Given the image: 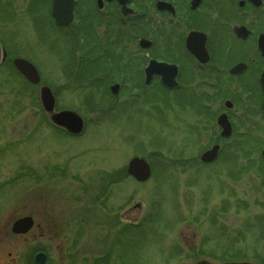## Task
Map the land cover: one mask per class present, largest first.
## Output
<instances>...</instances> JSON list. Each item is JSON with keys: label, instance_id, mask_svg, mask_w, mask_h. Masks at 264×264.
<instances>
[{"label": "rangeland", "instance_id": "obj_1", "mask_svg": "<svg viewBox=\"0 0 264 264\" xmlns=\"http://www.w3.org/2000/svg\"><path fill=\"white\" fill-rule=\"evenodd\" d=\"M138 1L151 12V0ZM94 3L75 5L98 19ZM50 4L0 0L1 264L8 251L23 264H35L39 251L44 264H264V123L254 117L253 128L236 129L233 140H221L219 158L202 164L199 154L216 142L210 98L198 129L190 98L171 110L173 119L161 93L112 95L109 84L119 81L103 79L98 63L82 64L80 45L54 25ZM135 43L123 49L141 59L146 52ZM15 57L35 65L38 84L14 69ZM42 85L56 111L82 118L79 134L51 124L39 102ZM134 156L150 164L145 182L126 173ZM20 215L33 219L22 245L5 235Z\"/></svg>", "mask_w": 264, "mask_h": 264}, {"label": "flooded vegetation", "instance_id": "obj_2", "mask_svg": "<svg viewBox=\"0 0 264 264\" xmlns=\"http://www.w3.org/2000/svg\"><path fill=\"white\" fill-rule=\"evenodd\" d=\"M78 1L73 0L72 20L63 28L70 29L72 39L80 45L82 64L98 63L103 79L119 81L109 84L112 95L130 89L131 97L161 93L173 119H178L173 113L177 103L190 98L198 129L203 126V102L210 98V120L217 128L212 145L219 146L214 162L223 150L221 140H233L238 128H253L256 116L264 123V0H151V12L137 8L138 0H129L128 14L122 12L118 0H95V12H100L98 19L94 12L85 10L87 15L78 10ZM96 25H100L99 32ZM126 25L127 37L122 28ZM128 40L136 42L135 50L146 55L141 59L128 56L123 49ZM120 63L124 64L123 72ZM149 63L153 65L148 67L146 82ZM114 85L116 93L111 91ZM170 97L175 98L174 108ZM220 117L228 123L227 137L220 135ZM25 216L11 220L5 235L13 244L25 243V234L10 231L11 224ZM6 255L11 257L5 264L20 261L17 253L12 255L8 251ZM3 262L1 258L0 264ZM20 262L23 264V260Z\"/></svg>", "mask_w": 264, "mask_h": 264}, {"label": "water", "instance_id": "obj_3", "mask_svg": "<svg viewBox=\"0 0 264 264\" xmlns=\"http://www.w3.org/2000/svg\"><path fill=\"white\" fill-rule=\"evenodd\" d=\"M129 0H118L122 6V12L128 14L131 12L130 9L126 8V3ZM99 2V1H98ZM72 5L73 0H52L51 2V16L54 20V23L58 26H66L72 20ZM145 45V44H144ZM5 58L4 49L0 47V61ZM14 69H16L29 83L37 84L39 82V74L36 68L25 58H14L12 60ZM157 64V63H155ZM153 65L149 63L146 72V82L149 80V70L148 67ZM161 65V64H158ZM163 66V65H161ZM158 73V72H155ZM162 77V74H161ZM163 81V78H162ZM112 93L117 92V86L114 85L111 87ZM39 100L43 110L49 115V120L55 126H58L72 135L79 134L83 128V122L81 117L73 111L70 110H61L54 111V97L49 88L46 86H41L39 89ZM264 110V102H263ZM218 124L221 126L222 131L221 135L227 137L230 134V129L227 121H224L222 117L218 119ZM218 146H213L208 151L204 152L200 159L203 162H212L216 157ZM262 157L264 159V150L262 151ZM127 172L129 175L133 176L136 181L143 182L148 179L150 175L149 164H147L143 159L139 157H133L127 164ZM31 217H23L16 220L11 227L12 233H25L32 226ZM46 256L43 252H37L34 256L35 264H44ZM196 264H209L208 262L201 261ZM223 264H251L249 262H229Z\"/></svg>", "mask_w": 264, "mask_h": 264}]
</instances>
